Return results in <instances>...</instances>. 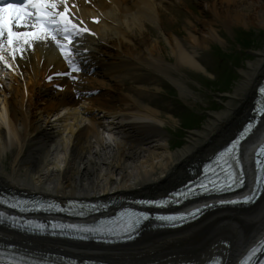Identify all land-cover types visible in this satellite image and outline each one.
<instances>
[{
    "label": "bare ground",
    "instance_id": "1",
    "mask_svg": "<svg viewBox=\"0 0 264 264\" xmlns=\"http://www.w3.org/2000/svg\"><path fill=\"white\" fill-rule=\"evenodd\" d=\"M194 3L197 9L189 0L81 3L83 19L101 18L91 25L95 37L86 46L108 76L85 82L101 93L111 92L90 97L88 103L79 104L69 85L57 91L43 83L48 71L61 66L43 36L14 46L16 72L0 74V188L62 200L156 197L185 179L186 166L224 144L243 123L253 89L264 75V0ZM235 45L239 52L232 49ZM227 60L230 72L224 67ZM187 80L200 86L206 105L190 103L197 87L189 83L190 90ZM176 90L193 120L187 131L180 124L183 139L170 144L163 127L175 116L164 107L162 113L154 95L173 97ZM85 104L116 116L117 126L102 128L94 116L82 113ZM232 211L214 212L171 234L147 235L137 245L108 254L198 259L227 238L232 246L226 264H234L264 232V198L250 209ZM74 250L105 253L87 246Z\"/></svg>",
    "mask_w": 264,
    "mask_h": 264
},
{
    "label": "snow or ice",
    "instance_id": "2",
    "mask_svg": "<svg viewBox=\"0 0 264 264\" xmlns=\"http://www.w3.org/2000/svg\"><path fill=\"white\" fill-rule=\"evenodd\" d=\"M54 7V0H26V3L21 5L3 4L0 5V37L4 35V30H7L8 44H13V40L21 37L27 38L37 36L41 32H48L49 30L57 31L63 24V30L66 36H72L71 29H76L77 33L80 31L76 24H71L65 18L66 11L52 12ZM28 8L34 10L33 18L40 21L37 25H32L35 31H13L12 24L18 22L23 24L24 18L29 16ZM51 12V15L49 13ZM47 17V18H45ZM59 17V19H57ZM88 31V29H84ZM235 143V141L233 142ZM247 200V198H245ZM198 211V210H197Z\"/></svg>",
    "mask_w": 264,
    "mask_h": 264
},
{
    "label": "rangeland",
    "instance_id": "3",
    "mask_svg": "<svg viewBox=\"0 0 264 264\" xmlns=\"http://www.w3.org/2000/svg\"><path fill=\"white\" fill-rule=\"evenodd\" d=\"M189 4H190V7H192V9H193V6L196 9L198 8L197 4L194 3V0H189ZM232 49L235 52H239L240 51L239 50L240 48L237 45L233 46ZM243 51H245V50H243ZM224 67L227 68V71H229V70L231 71V68H233V67H231V61H228L227 65H224ZM208 75H209V77H211L210 74H208ZM186 82H187V86H188L189 89L191 88L189 86V83L197 87V89H194V91H193L195 96L194 97H190V100H189L190 103H193V102L194 103H198V104H201V106L206 105V99L207 98L205 99L204 95L198 90V87L200 89V86L194 80H187ZM190 90H193V88L190 89ZM116 93H117V91H114V93H113L114 96L113 97H116ZM205 94H206V97H209L211 100L216 99V97L213 96L212 93H210V92H205ZM154 98H156L155 101L158 102L159 109L162 111V113H165V110L163 109V107L167 108V109H172V114H174V116H175V121H170L169 123H165L163 129L166 132L167 140L168 141L170 140L169 141L170 144L174 143V140H177V142H175L174 144L180 143L179 141L183 139L181 137V133H183L182 130H184V131L186 130L187 131V129H186L187 122L189 121L191 123L192 122L191 120H193L192 117H191V112L187 111V110H189V108L187 106L188 104L186 105L183 102V100H182L183 98L181 97V95L179 94V92L177 90H176V94L174 93L173 97H171V96L166 97V96H163V95L161 96L160 93H158V94L154 95ZM184 111H187L188 114L185 115ZM200 111H203V112L206 113V112H208V109L207 108H202V109H200ZM200 111H198L199 113H197V112H195V113L197 115H199V114L202 113ZM195 123L202 124L201 121H197ZM180 124L182 125V130L178 131L179 129H181V128H178L180 126Z\"/></svg>",
    "mask_w": 264,
    "mask_h": 264
}]
</instances>
